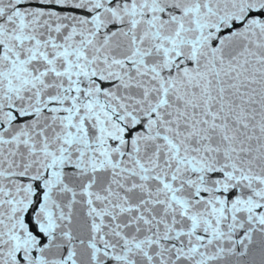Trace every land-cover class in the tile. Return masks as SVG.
Instances as JSON below:
<instances>
[{"label":"snow or ice","instance_id":"snow-or-ice-1","mask_svg":"<svg viewBox=\"0 0 264 264\" xmlns=\"http://www.w3.org/2000/svg\"><path fill=\"white\" fill-rule=\"evenodd\" d=\"M0 264H264V0H0Z\"/></svg>","mask_w":264,"mask_h":264}]
</instances>
